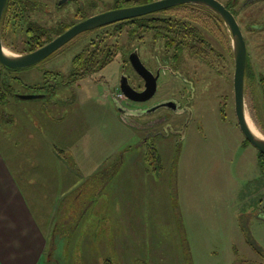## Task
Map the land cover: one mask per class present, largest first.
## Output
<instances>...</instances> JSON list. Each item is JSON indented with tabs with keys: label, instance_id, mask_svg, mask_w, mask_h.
<instances>
[{
	"label": "rangeland",
	"instance_id": "1",
	"mask_svg": "<svg viewBox=\"0 0 264 264\" xmlns=\"http://www.w3.org/2000/svg\"><path fill=\"white\" fill-rule=\"evenodd\" d=\"M29 1L37 12L30 10L15 25L3 21L10 56L28 53L29 27L75 25L83 15L117 5V0H74L56 8L58 0ZM218 1L233 7L231 0ZM246 1L233 7L242 9L236 19L251 73L256 70L254 79L246 80L245 110L264 134V92L256 78L257 69L264 68L258 54L264 0L243 7ZM158 15L188 20L204 32L215 53L177 52L165 48L166 40L153 30L133 32L135 27L125 23L82 33L31 67L12 71L0 65V138L12 143L21 135L28 148L37 146L30 135H42L62 151L63 163H54V170L63 166L79 174L78 184L60 200L43 201L51 206L46 209L52 221L45 264H264V169L258 150L237 126L232 34L224 22L221 46L213 36L219 20L190 21L181 11ZM114 46L120 51L113 62L75 81L77 54ZM135 51L160 74L157 93L146 102L131 101L120 89L124 76L137 91L144 88L130 62ZM160 65H167L161 73ZM35 94L45 96L19 97ZM169 102L178 108L151 111Z\"/></svg>",
	"mask_w": 264,
	"mask_h": 264
},
{
	"label": "crops",
	"instance_id": "2",
	"mask_svg": "<svg viewBox=\"0 0 264 264\" xmlns=\"http://www.w3.org/2000/svg\"><path fill=\"white\" fill-rule=\"evenodd\" d=\"M31 136L37 146L28 148L21 135L12 143L0 138V264H45L52 221L43 201L60 200L78 184L73 169L54 170L63 161L52 140Z\"/></svg>",
	"mask_w": 264,
	"mask_h": 264
},
{
	"label": "water",
	"instance_id": "3",
	"mask_svg": "<svg viewBox=\"0 0 264 264\" xmlns=\"http://www.w3.org/2000/svg\"><path fill=\"white\" fill-rule=\"evenodd\" d=\"M7 0H0V63L13 70L31 67L37 63L48 59L58 52L63 46L68 44L74 38L82 33L93 31L118 22L135 19L149 14L157 13L171 7L184 4L204 5L216 12L227 24L233 38V51L235 61L234 73V96L235 111L240 130L246 139L264 154V138L257 137L250 125L245 112V72L247 66V45L243 32L235 15L228 10L224 4L218 0H156L151 3L135 5L123 8H117L98 15L89 17L79 23L73 25L61 35L54 38L51 42L43 47L29 53L10 56L6 54L1 36V22L6 7ZM130 62L134 71L143 79L145 87L143 91H137L130 83L127 76L122 78L120 89L124 96L134 102H146L152 99L157 93L158 79L160 74H154L141 61L139 53L133 52L130 56ZM45 95H23L22 99L43 98ZM167 106L177 108L174 102L163 103L153 108L151 111L159 107Z\"/></svg>",
	"mask_w": 264,
	"mask_h": 264
},
{
	"label": "trees",
	"instance_id": "4",
	"mask_svg": "<svg viewBox=\"0 0 264 264\" xmlns=\"http://www.w3.org/2000/svg\"><path fill=\"white\" fill-rule=\"evenodd\" d=\"M150 1L153 2L154 0H117V5L114 8L116 9L122 6L142 5L150 3ZM237 1L238 0H231L230 3H233L234 7L236 6ZM226 7L229 10H232L235 16H237V12L233 9V7L230 6V4H227ZM165 11H181L185 13L188 12L189 15L185 18L190 19V21H200L201 23H206L208 18L211 19L213 23H218L217 20H219L220 28L215 29V35L213 36L216 40H219L221 46L223 45L224 41L222 40V26L225 23L223 19L209 7L199 4H184L171 7L160 12ZM157 13L118 22L110 26L117 27L121 24L131 23L135 27V30L133 32H136L141 28L151 29L155 32L156 35H159L162 39L166 40L165 48L171 49V47H173L177 52L184 50L197 57H204L208 56L209 53H215V46L208 43L207 39H205L204 37V32H202L196 26H193L192 23L190 24L188 20L183 21L182 18H172V16L161 17L159 15L157 16ZM26 15L27 14L15 3V0H8L3 14V21H6L8 24H11L13 22V25H15V23L17 24L19 23V21L23 22L26 18ZM81 18L86 19L87 16L83 15ZM70 27H72V25L61 24L57 28H45L41 25L27 28L25 30V33L27 35L28 43L26 44L25 52H33L43 47L44 45L51 42L54 38L64 33ZM218 34H220V38L218 37ZM119 51L120 49L118 47L113 49V51L107 50V52H105L104 47H102L101 49L93 47V49L91 50L86 49L82 51L73 59L72 77L75 79V81H80L87 76L104 69L108 64L114 61ZM173 59L174 61L178 60L177 54L173 56ZM9 70L15 71L13 69ZM259 163L260 166L264 169V155H260ZM48 256L49 254L47 253L46 259ZM107 264L112 263L110 261H107Z\"/></svg>",
	"mask_w": 264,
	"mask_h": 264
},
{
	"label": "flooded vegetation",
	"instance_id": "5",
	"mask_svg": "<svg viewBox=\"0 0 264 264\" xmlns=\"http://www.w3.org/2000/svg\"><path fill=\"white\" fill-rule=\"evenodd\" d=\"M8 1V0H7ZM69 1H74V0H58L57 1V3H56V8H60V6L61 5H63L65 2H69ZM258 1H260V0H247L244 4H243V7H246V6H248L249 4H254V3H258ZM15 3L25 12V13H30L29 11L31 10V12H33V11H35V12H37L36 10H34V9H36L34 6H32V2L31 1H29V0H15ZM227 5V4H226ZM226 5H225V7H226ZM232 5H233V3H232ZM6 6H7V3H6ZM79 6H80V4H79ZM236 6H237V4H236ZM123 7H129V6H122V7H120V8H123ZM6 8V7H5ZM227 8V7H226ZM79 9H83V7L81 6V7H79ZM117 9V8H116ZM228 9V8H227ZM212 10V9H211ZM229 10V9H228ZM239 10H242V9H239ZM239 10H237V13H238V11ZM213 11V10H212ZM231 12H232V10H230ZM80 11L79 10H77V14L78 15H80L81 13H79ZM216 13V12H215ZM233 13V12H232ZM4 14V13H3ZM217 14V13H216ZM234 14V13H233ZM235 15V14H234ZM236 17V16H235ZM87 19V18H86ZM83 20H85V19H83ZM83 20H81V21H83ZM79 23V22H78ZM77 24V23H76ZM2 25H3V18H2V22H1V36H2V42H3V32H2ZM73 26V25H72ZM239 26H240V24H239ZM253 27V26H252ZM241 28V27H240ZM242 30V29H241ZM244 35V34H243ZM27 43H28V41H27ZM26 43V44H27ZM246 45H247V43H246ZM258 54L261 56V58L263 59L262 61L264 62V41L263 42H261V43H259V45H258ZM166 60H164V59H160V63H163V62H165ZM0 65H1V67H3V68H5V69H8V68H6V67H4L1 63H0ZM165 66H167V65H160V73H161V71H162V69L165 67ZM250 68H251V64H250V54H249V50H248V46H247V66H246V72H245V89H246V80H249V78H250V75L252 76V78L254 79V75H255V69H253V72L254 73H251V70H250ZM9 70V69H8ZM258 71L256 72V73H258L257 75H256V78H258L259 79V84H260V87L262 88V90H263V92H264V68H263V70H261V69H257ZM129 79V78H128ZM130 81V80H129ZM144 87H145V83H144ZM233 87H234V80H233ZM144 90V88L143 89H140L139 91L141 92V91H143ZM182 96H183V93L181 94ZM235 97V96H234ZM244 98H245V96H244ZM178 108V107H177ZM224 109H222V112H224L223 111ZM245 112H246V110H245ZM224 114V113H223ZM235 114H236V111H235ZM225 115V114H224ZM236 120H237V115H236ZM163 121H164V118H160V125H162V123H163ZM237 126L239 127V129H240V126H239V123H238V120H237ZM241 131V130H240ZM162 130H160V136L162 135ZM262 135V137L264 138V134H261ZM245 141H246V143H248V144H250V145H252L247 139H246V137H245ZM253 146V145H252ZM255 147V146H254ZM256 148V147H255ZM257 150H258V152H259V157H260V155H264L258 148H256Z\"/></svg>",
	"mask_w": 264,
	"mask_h": 264
},
{
	"label": "bare ground",
	"instance_id": "6",
	"mask_svg": "<svg viewBox=\"0 0 264 264\" xmlns=\"http://www.w3.org/2000/svg\"><path fill=\"white\" fill-rule=\"evenodd\" d=\"M6 54L10 55V53H8L6 50H5ZM251 114V113H250ZM249 125H250V128L252 129V131L254 132V134L259 137V138H262V135L259 133V131L256 130V128L253 127V125L248 121Z\"/></svg>",
	"mask_w": 264,
	"mask_h": 264
}]
</instances>
